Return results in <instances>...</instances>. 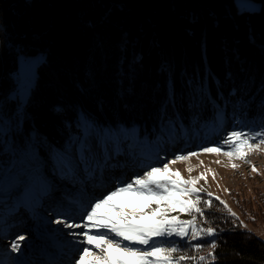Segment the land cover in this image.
<instances>
[{"label": "trees", "instance_id": "1", "mask_svg": "<svg viewBox=\"0 0 264 264\" xmlns=\"http://www.w3.org/2000/svg\"><path fill=\"white\" fill-rule=\"evenodd\" d=\"M254 1L239 10L234 0H0V159L28 146L57 159L81 136L80 114L100 127L135 124L141 137L166 120L214 123V101L264 120V0ZM26 57L33 80L23 98L12 76ZM256 196L255 209L242 208L247 222L264 221ZM200 197L205 214L192 215L217 231L178 240L176 257L206 253L179 264H264V239Z\"/></svg>", "mask_w": 264, "mask_h": 264}, {"label": "rangeland", "instance_id": "2", "mask_svg": "<svg viewBox=\"0 0 264 264\" xmlns=\"http://www.w3.org/2000/svg\"><path fill=\"white\" fill-rule=\"evenodd\" d=\"M234 1L239 10L259 7L254 0ZM33 60L32 57L21 59L19 74L12 76L16 82L17 78L20 79L21 83H17L22 84L19 87L23 98L32 85ZM214 105V123L201 122L191 127H177L174 121L166 120L159 124L152 135L144 137H141L140 128L135 124H121L118 128L100 127L80 114L81 136L87 134L89 125L93 128L89 140L91 152L86 157L81 156L76 147L77 139L81 136L73 137L70 144L59 152L61 156L65 149L69 151L73 161L71 170L58 167L54 163L57 159H43L31 146L21 148L10 159H0V170L4 169L0 173H17L16 176L22 180L26 177V181H22L24 184H19L18 192L0 197V264H34L33 261L35 264H74L80 249L88 245L79 235L82 228L72 229L66 225H82L86 222V211H90V205L96 199L103 198L118 185L131 183L151 167L162 168L165 163L173 171H179L184 179L203 174L195 186L204 189L201 193L205 200L219 197V200H215L217 204L226 205V210L229 212L230 209V214L235 213L244 228L264 239V221L251 223L242 216V208L249 210L251 206L255 209L256 194L264 193V144L261 143L264 136L259 135L264 131V120L227 114L218 102L214 101ZM2 131H6L4 126ZM232 131H243L251 138L250 143L258 145L256 150L248 153L246 159H230L224 155L231 146L223 141ZM205 147H220L221 152L205 153ZM9 148L13 147L2 150L11 153ZM108 152L110 155H106ZM189 152L197 155L171 163L177 155H187ZM233 164L237 167L233 168ZM208 193H212V196ZM129 195L125 193L116 198L115 203L126 206ZM100 211L103 213L106 209ZM192 214L172 213L182 220L192 219ZM104 231L94 229L91 234H103ZM107 235L110 239L114 238L111 233ZM178 240L191 242V237L157 238L158 242L167 241L164 247H175ZM91 247L98 252L95 246ZM52 255L54 259L49 260L48 256ZM205 255L197 251L194 262H200L199 257Z\"/></svg>", "mask_w": 264, "mask_h": 264}, {"label": "snow or ice", "instance_id": "3", "mask_svg": "<svg viewBox=\"0 0 264 264\" xmlns=\"http://www.w3.org/2000/svg\"><path fill=\"white\" fill-rule=\"evenodd\" d=\"M92 132L93 128L89 125L87 134L77 139L76 147L81 156L86 157L91 152L89 140ZM259 135L264 136V131ZM250 139L243 131L230 132L223 143L231 147L224 155L230 159H246L249 152L258 148V145L250 143ZM261 143L264 144V139ZM203 152L220 153L221 148L205 147ZM196 155L195 152L177 155L171 163L187 160ZM54 163L65 170L73 168V161L67 149ZM232 167L235 168L237 165L233 164ZM253 170L255 171V168ZM188 171L191 172L192 169L189 168ZM202 176L203 174L200 177L184 179L179 171H173L169 164L165 163L162 168L151 167L143 176H136L131 183L118 185L103 198L96 199L95 203L90 205V211H86L85 223L66 225L72 229L82 228L79 235L88 245L80 249L74 264H179L180 261L195 259L192 256H174L178 248L164 247L163 244L167 241L158 242L157 238L190 236L193 241H197L202 235L214 238L217 230L212 227L203 229L198 227L195 215L190 220H182L178 215H172L174 212L190 214L194 212L204 216V210L199 206L201 203L199 193L204 189L195 186ZM125 193L131 194L126 198L127 205L116 204L115 199ZM208 195L211 197L212 193ZM216 199L219 200V197ZM205 204L211 207L212 201H205ZM102 208L106 209L103 213L100 211ZM231 214L235 216V213ZM94 229L105 231L103 234L100 232L91 234ZM108 233L113 234L114 238L110 239ZM91 246H95L98 252H94ZM201 246L199 242L192 245L197 250ZM211 247L215 248V243ZM199 259L203 261L205 257L201 256Z\"/></svg>", "mask_w": 264, "mask_h": 264}, {"label": "bare ground", "instance_id": "4", "mask_svg": "<svg viewBox=\"0 0 264 264\" xmlns=\"http://www.w3.org/2000/svg\"><path fill=\"white\" fill-rule=\"evenodd\" d=\"M17 82L18 83H21V81H20V79L19 78H17ZM106 155H110V152H108ZM107 158V157H106ZM105 158V159H106ZM163 158H165V157H163ZM14 183H18V179L16 178V175H15V173L14 174H12L11 176H10V185L11 184H14ZM24 184V182H22V183H20V185H23ZM0 197H4V195H0ZM48 259L50 260V259H54V256L52 255V256H48ZM34 262V264H35V261H33Z\"/></svg>", "mask_w": 264, "mask_h": 264}]
</instances>
